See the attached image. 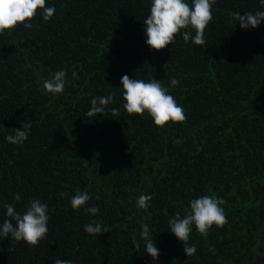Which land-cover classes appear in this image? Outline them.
I'll list each match as a JSON object with an SVG mask.
<instances>
[{
	"label": "trees",
	"instance_id": "trees-1",
	"mask_svg": "<svg viewBox=\"0 0 264 264\" xmlns=\"http://www.w3.org/2000/svg\"><path fill=\"white\" fill-rule=\"evenodd\" d=\"M54 3L50 22L0 37V204L19 194L23 211L37 197L51 217L36 246L0 241V264H264V23L242 30L228 22L229 12L255 11L258 0H217L204 48L177 34L161 50L145 43L150 0ZM59 69L79 80L54 98L43 80ZM124 74L165 86L177 78L169 91L186 120L158 129L146 114L114 117ZM110 93L108 110L88 118L90 99ZM26 120L28 140L8 144L4 137ZM77 190L100 207L108 232L97 239L83 231V209L70 206ZM141 193L152 196L147 212L134 206ZM203 194L225 200L227 223L206 237L194 229L197 251L187 257L167 221ZM141 218L152 226L157 261L132 245Z\"/></svg>",
	"mask_w": 264,
	"mask_h": 264
},
{
	"label": "clouds",
	"instance_id": "clouds-1",
	"mask_svg": "<svg viewBox=\"0 0 264 264\" xmlns=\"http://www.w3.org/2000/svg\"><path fill=\"white\" fill-rule=\"evenodd\" d=\"M217 0H150L146 18L143 20L145 43L150 50H161L175 43L177 34L185 43L204 48L205 29L213 19L212 8ZM259 8L255 11L229 12V23L239 25L242 30L255 29L264 23V0H258ZM56 13L54 0H0V37L11 35L17 26L23 29H32L36 20L41 23L50 22ZM79 80L78 74L73 71L69 78L64 69H59L43 80V91L46 95L57 97L62 95L66 87L73 81ZM180 81L171 77L169 85L165 86L154 78L137 79L124 74L120 86L121 102L118 108H111L114 117H119L121 110L127 114H136L137 117L147 115L151 118L153 126L163 129L171 123L184 122L186 115L184 107L179 104L169 91L176 87ZM113 94L97 95L90 99V107L85 115L95 118L98 114L108 110L113 104ZM31 123L26 120L20 128H13L4 137V140L14 146H22L31 134ZM174 143H182L177 139ZM64 195H67L65 193ZM91 193L87 190H77L70 197V206L74 211L83 209L90 218L83 225V231L96 238L108 232L107 226L98 219L100 207L89 204ZM21 197L16 194L12 203L0 204L2 219H0V241L8 238L16 242H24L29 247L38 245L48 238L50 212L49 205L40 198L29 197L23 207L18 211L15 202ZM152 200L151 194L141 193L135 198V208L138 212H147ZM225 200L217 194H203L189 200L183 216L176 213L168 218V232L173 234L182 243L183 251L187 257L196 253L195 244L189 243L193 230L202 237H206L213 226L223 227L227 223L225 213ZM140 231L134 233L131 242L136 252L143 249V253L157 261L160 251L154 240L150 223L144 218L139 221ZM3 251V249H0ZM8 251H10L8 249ZM53 264H74L70 259L54 258Z\"/></svg>",
	"mask_w": 264,
	"mask_h": 264
}]
</instances>
